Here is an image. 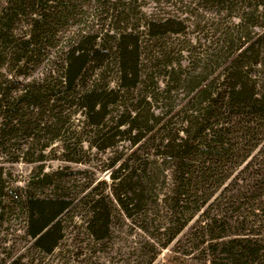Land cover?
<instances>
[{"label":"trees","instance_id":"1","mask_svg":"<svg viewBox=\"0 0 264 264\" xmlns=\"http://www.w3.org/2000/svg\"><path fill=\"white\" fill-rule=\"evenodd\" d=\"M197 1L217 7L219 36L185 56L180 47L141 46L142 36L149 41L188 28L187 17L146 15L143 0H0V67L20 74L39 60L50 66L49 77L16 91L9 90L10 79H0V136L19 128L26 137L53 130L54 138H66V159L76 160L70 153L81 146L70 118L81 111L90 129L80 133L104 140L99 150L123 135L132 147L109 165L116 168L110 193L84 197L85 229L96 242L111 232L115 202L129 217L151 216L169 236L164 245L189 227L188 254L202 247L211 264H264V0L184 6ZM111 55L116 87L100 83ZM161 65V86L136 101L130 89L155 76L143 79V70ZM56 109L48 125L45 117ZM30 115L36 120L24 119ZM2 174L0 167V198ZM78 198L50 174L29 181L16 206L37 251L51 254L65 238Z\"/></svg>","mask_w":264,"mask_h":264},{"label":"rangeland","instance_id":"2","mask_svg":"<svg viewBox=\"0 0 264 264\" xmlns=\"http://www.w3.org/2000/svg\"><path fill=\"white\" fill-rule=\"evenodd\" d=\"M175 1L143 0V10L148 16L156 14L163 17L175 14L188 19L186 33L166 35L149 41H146L148 35L142 36L141 46L146 51L153 48L170 52L180 47L186 56L189 55V50H202L219 36L216 29L220 26L221 18L220 14L216 13L217 7L197 1L189 8L184 6L188 0L184 4ZM232 21L237 19L232 18ZM210 27L212 28L209 31ZM140 29L144 27L140 26ZM212 29L216 34H212ZM110 60L111 63L106 66L104 72L105 78L101 79L100 83L116 87L117 64L113 55ZM188 62L187 59L183 60L184 65ZM62 64L61 60L56 63L58 69ZM49 68L47 61L39 60L22 67L21 73L18 74L11 65L6 64L0 67V79H10L9 90L16 91L32 79L49 77ZM151 72L155 76L147 77L146 83L130 89L136 101L160 85L161 75L164 73L163 65L145 68L142 78L145 79L146 74L151 75ZM52 75H57V71H53ZM149 99L148 97L147 100ZM53 112L51 118L45 117L48 125L50 122L55 123L57 119V109ZM36 118L30 115L24 119L33 122ZM86 120L81 111H76L70 118L72 129L78 134L75 145L81 146L80 152L70 153L76 160L66 159V138L64 135L54 138L53 130L36 131L35 136L26 137L25 130L19 128L15 132L0 136V167L3 168L5 187V193L0 198V264H211L202 247L187 253L189 244L186 233L189 227L164 245L169 236L161 234L164 229L158 230L157 222L152 221L151 216L145 218L144 214L140 213L129 217L115 202L112 204L114 211L109 236L96 242L87 234L85 220L88 206L84 205L85 195L90 191L110 193L113 183L111 174L116 168L112 169L109 165L114 157L130 152L132 147L127 135H123L115 138L114 148L110 146L106 150H99L98 145L105 143L104 140L95 138L94 132L80 133L84 128L87 131L90 129L85 127ZM124 128L125 126L121 127ZM47 143L50 145L43 150L44 158L38 159L41 147ZM45 173L50 174V178L58 184H70L80 200L74 218L66 229L65 238L51 254L39 252L33 247V239L26 233L25 217L21 208L16 206L20 193L28 188L29 181L42 179Z\"/></svg>","mask_w":264,"mask_h":264}]
</instances>
